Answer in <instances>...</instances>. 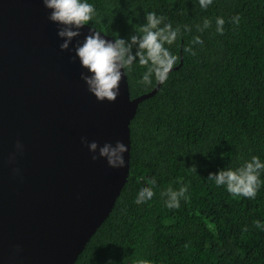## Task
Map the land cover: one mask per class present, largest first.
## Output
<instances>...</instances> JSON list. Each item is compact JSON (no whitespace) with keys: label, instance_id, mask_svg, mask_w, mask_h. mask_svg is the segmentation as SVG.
Returning <instances> with one entry per match:
<instances>
[{"label":"trees","instance_id":"1","mask_svg":"<svg viewBox=\"0 0 264 264\" xmlns=\"http://www.w3.org/2000/svg\"><path fill=\"white\" fill-rule=\"evenodd\" d=\"M87 2L96 10L88 26L113 39L129 38L149 12L181 26L169 47L181 60L174 68L182 63L139 103L129 125L127 181L74 264H264V227L254 223L264 226V171L254 199L233 197L208 180L253 156L264 162V0H213L207 9L199 0ZM217 17L225 20L222 35ZM205 19L211 27L198 31ZM196 36L203 45L192 46L195 55L184 53ZM144 71L134 65L126 73L131 98L157 84H140ZM151 177L155 195L135 203ZM181 186L188 200L167 208L161 193Z\"/></svg>","mask_w":264,"mask_h":264},{"label":"water","instance_id":"2","mask_svg":"<svg viewBox=\"0 0 264 264\" xmlns=\"http://www.w3.org/2000/svg\"><path fill=\"white\" fill-rule=\"evenodd\" d=\"M49 15L42 0H0V264L75 263L127 181L138 105L160 87L131 98L125 75L115 102L97 101L74 51L91 27L62 52ZM82 138L124 143L125 167L93 161Z\"/></svg>","mask_w":264,"mask_h":264},{"label":"clouds","instance_id":"3","mask_svg":"<svg viewBox=\"0 0 264 264\" xmlns=\"http://www.w3.org/2000/svg\"><path fill=\"white\" fill-rule=\"evenodd\" d=\"M46 9L50 10L48 19L58 25L57 35L63 41L60 50L67 51L72 41L81 36V29L89 25L96 16L95 7L87 0H42ZM213 0H199L202 9H207ZM146 23L139 26L138 30L129 38L118 36L114 40H107L101 32L89 29V34L82 43L75 46V58H78L83 69L89 75L81 74V79L87 85L88 91L99 102H115L120 95V82L127 72H131L134 65L145 69L139 81L140 84L149 86L153 80L163 85L168 80L170 72L180 61V57L170 50L181 33V26L173 29L171 23H165V17L157 16L154 12L146 14ZM240 17L232 18V23L239 24ZM225 20L216 18V31L223 34ZM211 27V21L205 19L203 25L197 26L198 31ZM184 26V31H190ZM193 45H203V40L196 36L189 46L183 49L184 53L195 55ZM81 142L93 153L92 160L99 158L106 160L109 168L123 169L125 167L124 154L128 151L121 141L115 145L105 143L99 146L95 141L89 143L86 138ZM21 149L22 145H16ZM98 151V157L95 155ZM189 170L196 171L195 167ZM264 171V162L259 157L253 156L250 161L244 162L239 168L220 170L216 174L210 173L208 180L214 181L216 186H224L233 197L254 199L261 187L260 174ZM145 183L149 186L142 187L135 203L142 204L151 200L155 195L153 186L157 181L155 177L147 178ZM188 189L185 186L174 190L169 187L161 193L165 199V206L169 209H178L181 200H188ZM257 228L264 227L259 221L254 222ZM247 231V229H245ZM136 264H151L149 260L139 259Z\"/></svg>","mask_w":264,"mask_h":264}]
</instances>
